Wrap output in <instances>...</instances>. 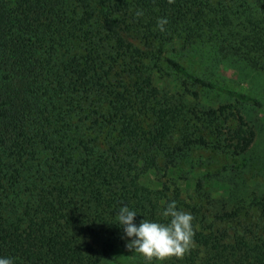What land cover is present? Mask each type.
Segmentation results:
<instances>
[{"label":"trees","instance_id":"obj_1","mask_svg":"<svg viewBox=\"0 0 264 264\" xmlns=\"http://www.w3.org/2000/svg\"><path fill=\"white\" fill-rule=\"evenodd\" d=\"M158 17H167L163 32ZM197 42L264 70V0H0V256L113 262L125 244L120 205L135 209L137 221L166 222L160 210L174 199L196 226L190 249L170 255L179 258L173 264H264L258 228L234 236L219 229L253 205L217 214L207 228L200 208L179 199L191 171L215 170L188 167L194 144L213 137L214 152L241 156L254 132L240 111L191 106L168 78L264 110L178 59L179 46ZM257 205L264 213V197Z\"/></svg>","mask_w":264,"mask_h":264},{"label":"rangeland","instance_id":"obj_2","mask_svg":"<svg viewBox=\"0 0 264 264\" xmlns=\"http://www.w3.org/2000/svg\"><path fill=\"white\" fill-rule=\"evenodd\" d=\"M190 41L195 42L193 39ZM196 44L188 46L185 50L181 46L178 47V53L181 54L178 55V59L192 73L235 91L246 93L264 103L263 69L251 65L236 53L219 51L210 44L201 42ZM167 81L171 83V86L174 84L179 86L180 92L187 91L191 106H197L203 112L218 110L222 107H226L232 113L240 111L245 122L254 132L248 152L241 156L221 152V149L214 152L210 145L214 140L213 137L207 138L208 146L194 144L196 156L190 159L188 167L197 166V164L199 167L200 163L205 162V166H210L211 163L210 167L215 170L211 169V174L191 171L188 176L192 185L179 199L188 207L200 208L199 217L206 216L207 228L215 225L217 214L251 204L254 207L249 209L248 213L246 211L241 221L237 224H227V226L224 224V227L220 225L219 229L223 231V228H229L230 236H234L238 231L242 232L245 228H258L264 233V213L257 205L264 197V110L238 103L219 92L183 83L184 80L176 76H172L170 80L168 78ZM233 120L234 116L231 115V124H236L237 120L234 123ZM201 136L198 134L194 138L200 139ZM201 155L202 159L199 157ZM204 164H202L203 167ZM153 186L154 189L161 187L155 184ZM185 210L192 213L193 227L196 226L195 214L190 209ZM113 255L115 261H105V264H173L179 260V258L168 256L143 261V254L128 249L125 244L119 246Z\"/></svg>","mask_w":264,"mask_h":264},{"label":"clouds","instance_id":"obj_3","mask_svg":"<svg viewBox=\"0 0 264 264\" xmlns=\"http://www.w3.org/2000/svg\"><path fill=\"white\" fill-rule=\"evenodd\" d=\"M135 15L142 16L143 11L137 10ZM167 23V17H158L156 26L163 32ZM159 214L166 222L156 219L137 221L138 212L127 204H121L115 217L122 228L125 246L143 254L149 260L153 257L183 256L193 244L192 213L178 208L177 201L172 199L163 203ZM0 264H15V258L0 256Z\"/></svg>","mask_w":264,"mask_h":264}]
</instances>
